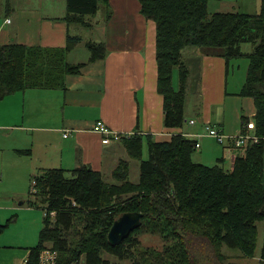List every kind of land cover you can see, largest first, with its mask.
Instances as JSON below:
<instances>
[{
  "label": "trees",
  "instance_id": "obj_1",
  "mask_svg": "<svg viewBox=\"0 0 264 264\" xmlns=\"http://www.w3.org/2000/svg\"><path fill=\"white\" fill-rule=\"evenodd\" d=\"M210 1L215 0H140L142 14L157 24L158 89L164 96L165 124L178 128L185 123L190 68L183 60V49L220 47L228 63L231 58L249 59L247 77L238 95L255 100L261 142L248 148L245 156L236 159L234 169L227 171L219 164L194 162L196 141L183 134L165 141L147 138L149 157L143 159L144 137L134 135L125 139V144L129 155L140 162L137 183L126 177L124 170L129 163L124 160L113 172L121 184L106 181L101 171L87 164L72 170L45 169L32 178L31 187L37 192L30 194L43 203L44 226L38 244L29 248L26 264H38L48 243L59 253L58 264H112L103 257L104 251L121 260L131 258L134 246L125 245L146 218L153 221L147 223L150 228L172 241L164 250V258L158 253L147 264H232L223 257L224 245L240 250L245 257L256 256L258 222H264V0L258 14L212 15ZM105 2L68 0L66 20L87 24L85 17L95 15L99 4ZM79 41V37L69 35L68 45L61 48L0 46V99L31 87L62 86L67 73L78 72L85 65L66 62V53ZM242 43H251L253 51L244 53ZM87 46L90 60L106 55L104 44L89 42ZM176 70L178 87L174 83ZM18 152L29 154L30 150ZM73 201L78 205L73 206ZM125 212H143L142 224L120 244L113 245L108 233ZM77 220L84 225L74 245L67 233L75 228ZM7 226L0 224V234ZM139 242L138 238L134 240L135 245Z\"/></svg>",
  "mask_w": 264,
  "mask_h": 264
},
{
  "label": "crops",
  "instance_id": "obj_2",
  "mask_svg": "<svg viewBox=\"0 0 264 264\" xmlns=\"http://www.w3.org/2000/svg\"><path fill=\"white\" fill-rule=\"evenodd\" d=\"M67 2L5 0L2 4L0 46L61 48L68 45L69 35L77 36L80 41L66 53V62L85 65L78 72L67 73L60 87H31L0 99V224H8L0 234V264H26L29 248L39 242L43 214L31 232H21L16 240L8 234L10 225L17 221V216L11 217L15 208L34 211L29 206L32 196L27 194L31 178L48 168L72 170L81 164L112 177L120 161L132 166L134 158L125 139L104 143L103 135L94 130L97 120L105 121L114 131L130 134L129 138L143 136L144 146L147 138L165 141L183 134L200 144L192 155L194 162L227 164V171L234 169L236 159L245 156L248 148L219 144L208 134L206 125L215 124L226 134L235 135L246 123L248 131L257 134L255 100L238 95L247 77L248 57L231 58L228 63L223 48H184L183 60L194 71L196 84L189 82L187 87L184 125L167 127L164 96L158 89L157 24L142 14L140 0H106L99 4L96 16L85 17L87 24L66 20ZM261 6L262 0H215L209 2L208 10L211 15L258 14ZM102 7L104 15L99 19ZM89 30L99 39H87ZM89 42L104 44L106 55L90 60ZM80 47L89 52L83 59L68 61ZM241 49L250 53L253 45L242 43ZM193 89L196 100L189 109L187 97ZM5 129L17 132L4 133ZM28 149L29 154L18 152ZM13 179L22 180L18 189L10 188ZM257 257L262 264L261 251Z\"/></svg>",
  "mask_w": 264,
  "mask_h": 264
},
{
  "label": "rangeland",
  "instance_id": "obj_3",
  "mask_svg": "<svg viewBox=\"0 0 264 264\" xmlns=\"http://www.w3.org/2000/svg\"><path fill=\"white\" fill-rule=\"evenodd\" d=\"M5 0H0V13L3 11V5ZM19 1H23V0H19ZM210 9L212 10V7H210ZM210 11V10H209ZM102 14L104 15V11H103V7L100 9V13L98 15V18L100 19L102 17ZM92 15L91 18H93ZM85 37H87V39H99L98 35L93 31V30H89L87 34H85ZM88 53V49H86L85 47H80V49L78 51H76L71 57H68V61L70 62H74L73 59L78 58V59H83V54L84 53ZM81 61V60H80ZM190 68V67H189ZM192 72V73H191ZM194 71H192V69L190 68V76L191 78L187 79V83L189 84V82H191L190 84L192 85L193 83L196 84V78L193 75ZM196 74V73H195ZM193 75V76H192ZM189 84V85H190ZM175 85L177 86V70L175 71ZM192 88V86H191ZM194 89L193 91H189L188 93V97H187V108L191 109L192 107H194V101L196 100V96ZM14 133L17 132V129H15L13 131ZM12 130L10 129H5L4 133H10L13 134ZM9 134V135H10ZM149 157V152H148V145L145 144L144 146V151H143V159H147ZM129 163V162H128ZM223 167L225 168V170H227V164ZM124 172H127L126 177H129V180L133 183H137L139 181L140 178V162L136 159H133V163L132 166L129 163V168L124 170ZM105 180L110 182V183H115L118 184L120 182H118V180L114 177V176H106ZM12 185L10 186V188H12V186L15 189H18L19 186L22 185V180H18L17 182L15 179L12 180V182H10ZM33 183V179L31 178L29 180V182H27V194L32 192V187L31 184ZM4 184V183H3ZM121 184V183H120ZM2 185V183L0 182V186ZM30 197V195H29ZM31 200V198H30ZM37 202V204H33V202ZM19 202V200H17V203ZM32 202L31 206L34 211L31 210H26L24 209V206H19L18 208H15V210L13 211L11 217H16L17 216V221L14 222L12 225H10V229H8V234L12 235L13 239L16 240L17 239V235L20 234L21 232H26L29 229V232H31L36 223H40L41 222V217L43 214L44 217V208L41 204V201L39 198H37L36 196H32V200L30 201ZM29 202V203H30ZM27 206H28V202H26ZM78 205L75 201H73V206ZM52 220H54V218H52ZM147 223L149 225H151L153 223V221H151V218H146L144 220V224L139 228V231L133 235V237L131 238L132 241L128 242L125 246L129 245V244H133L134 249H133V256L131 258L128 259H124L121 260L120 258H118L116 255H113L110 252L104 251L103 253V257L106 259H109L110 262L112 264H147L149 262H152L155 260V258L157 257V254H161V256L164 258V250L167 246L172 244V241H167L164 237H162L161 235L158 234L157 231L154 230L153 227H149L147 225ZM44 225V223H43ZM83 223L77 220V224L75 226V228L73 230H71V232L67 233V236L69 239L72 240V242L75 245V242H77L78 240V235L82 230L83 227ZM258 228H259V239H258V247L256 250V256L255 257H245L243 255V253L240 250L237 249H231L229 247H227L226 245H224L221 249V252L223 254V257L225 258L226 263H232V264H260V261L256 259V257H260V251L261 248L263 246V242H264V222H258ZM40 235V232H39ZM138 238V244L135 245L134 240ZM38 240H39V236H38ZM37 240V241H38ZM51 244V243H48ZM52 245V244H51ZM171 249V248H170ZM257 257V258H258Z\"/></svg>",
  "mask_w": 264,
  "mask_h": 264
},
{
  "label": "built area",
  "instance_id": "obj_4",
  "mask_svg": "<svg viewBox=\"0 0 264 264\" xmlns=\"http://www.w3.org/2000/svg\"><path fill=\"white\" fill-rule=\"evenodd\" d=\"M10 21V19H8ZM191 123H194L192 120ZM207 132L210 136L216 139L219 144L225 145L227 142L231 143L234 148L238 149H247L255 144L261 142L262 138L258 134H252L248 131V124L243 125V130L239 134L229 135L225 131L216 126L208 123L206 125ZM94 130L103 135V142L109 143L111 141L124 140L130 137V134H123L117 131H114L110 126L103 120H97L94 124ZM200 146L199 143H196V147ZM226 146V145H225ZM32 191L37 192L36 188H33ZM59 253L57 250L52 248V245H46V247L41 251L39 263L38 264H58ZM73 264H81L75 262Z\"/></svg>",
  "mask_w": 264,
  "mask_h": 264
},
{
  "label": "water",
  "instance_id": "obj_5",
  "mask_svg": "<svg viewBox=\"0 0 264 264\" xmlns=\"http://www.w3.org/2000/svg\"><path fill=\"white\" fill-rule=\"evenodd\" d=\"M144 217L143 212H125L112 224L108 233V239L113 245L120 244L134 230L139 228Z\"/></svg>",
  "mask_w": 264,
  "mask_h": 264
},
{
  "label": "bare ground",
  "instance_id": "obj_6",
  "mask_svg": "<svg viewBox=\"0 0 264 264\" xmlns=\"http://www.w3.org/2000/svg\"><path fill=\"white\" fill-rule=\"evenodd\" d=\"M33 177V176H32ZM35 187V186H34Z\"/></svg>",
  "mask_w": 264,
  "mask_h": 264
}]
</instances>
